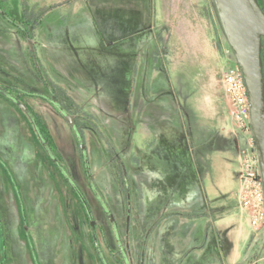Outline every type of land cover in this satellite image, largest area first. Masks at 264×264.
Listing matches in <instances>:
<instances>
[{"label": "rangeland", "instance_id": "obj_1", "mask_svg": "<svg viewBox=\"0 0 264 264\" xmlns=\"http://www.w3.org/2000/svg\"><path fill=\"white\" fill-rule=\"evenodd\" d=\"M235 65L213 0H0V264L221 261L201 213L243 219L237 198L255 151L223 87ZM145 102L178 106L183 125L175 114L143 128ZM180 145L194 211L154 193ZM211 161L207 179L198 165ZM230 172L236 199L211 205ZM248 227L244 259H264V239L250 251L264 227Z\"/></svg>", "mask_w": 264, "mask_h": 264}, {"label": "crops", "instance_id": "obj_2", "mask_svg": "<svg viewBox=\"0 0 264 264\" xmlns=\"http://www.w3.org/2000/svg\"><path fill=\"white\" fill-rule=\"evenodd\" d=\"M263 7H264V0H261ZM142 57L145 56L144 52L141 53ZM148 57V55H147ZM149 58V57H148ZM155 101H158V97L156 96L154 98ZM141 116L144 117V120L142 119V125L143 128H146L149 130V126H151V123L153 125H157V122L162 120V119H171L175 117V114H177V122H180V125L182 126L183 123L180 120V109L177 106H169V108L162 106L161 104H157L156 106H151L148 105V102H145V105L143 109L141 110ZM170 115L167 116V115ZM190 130L192 131L193 134V128L194 126L191 125L189 126ZM197 146H198V141H197ZM180 150H175L171 151L169 156H166L162 159L163 163L168 164L172 163V171H169L165 173V177H167V181L164 183H157L155 184L153 188L158 189L157 192L154 189V193L162 196L163 200L169 201L171 204H176L177 208H174V211L180 212V208L182 206L185 207V212L187 211H194L191 208L187 210L188 207V202L192 195H190V190L189 184H187V181H185V168H180L179 167V161H183L184 155H185V149L182 147V145L179 146ZM205 153L204 152H196V161L202 162L201 159L204 158ZM207 163V162H206ZM205 164V163H203ZM208 166L206 169L202 167V165H198L199 171L198 174H205L207 179L209 176L212 174V170L214 169V172L216 171V165L212 163H208ZM216 173V172H215ZM239 175V174H238ZM228 176V175H227ZM225 177L224 179H221V183L227 184L225 187H223V193L218 192L215 194V198L212 199L213 201H210L209 203L212 205L214 203H221V201H226L227 196L231 195L232 198L236 199V195L239 191V177L236 176L235 174L230 172L229 177ZM181 178L182 183L181 185H178L176 190H173L172 184L169 182L168 183V178ZM218 180L212 181V187L215 189H219L217 187ZM157 186V187H156ZM161 190L160 192H158ZM173 190V194H172ZM173 195V196H171ZM173 211V212H174ZM174 212L170 213L171 215L169 217L173 216H180V213ZM218 212V213H216ZM182 213V212H181ZM203 216H207L209 222L207 223L208 229H209V234H215L218 237V242L220 243V246L223 247L225 250L223 255V258L221 261H218L214 264H246L249 263L250 260L244 259L245 256V251L248 248L251 237L253 236L252 230L248 227L246 220L243 219H238L237 218V212L236 209L233 211L231 209H225L224 207H218V208H213L212 206L210 208H207V213H201ZM201 215H198L196 217H200ZM221 215V216H220ZM189 219L190 216L185 217V219ZM166 223V222H165ZM264 239V229L256 235L255 241L251 244L252 247H250V251L255 248L256 244H259V241ZM208 243L202 244L198 246L199 250H202V248H207ZM264 262L263 258H256L254 261H251L250 264H261Z\"/></svg>", "mask_w": 264, "mask_h": 264}, {"label": "water", "instance_id": "obj_3", "mask_svg": "<svg viewBox=\"0 0 264 264\" xmlns=\"http://www.w3.org/2000/svg\"><path fill=\"white\" fill-rule=\"evenodd\" d=\"M249 94L251 132L264 185V12L258 0H213Z\"/></svg>", "mask_w": 264, "mask_h": 264}, {"label": "built area", "instance_id": "obj_4", "mask_svg": "<svg viewBox=\"0 0 264 264\" xmlns=\"http://www.w3.org/2000/svg\"><path fill=\"white\" fill-rule=\"evenodd\" d=\"M222 81L229 107H231V119L239 130L252 133L249 94L240 67L235 65L234 68L225 70ZM252 141L256 149L254 138ZM242 172L241 190L237 198L238 207L248 225L253 230H259L264 227V185L255 151L253 156L244 163Z\"/></svg>", "mask_w": 264, "mask_h": 264}, {"label": "flooded vegetation", "instance_id": "obj_5", "mask_svg": "<svg viewBox=\"0 0 264 264\" xmlns=\"http://www.w3.org/2000/svg\"><path fill=\"white\" fill-rule=\"evenodd\" d=\"M258 1H259V4H260L263 12H264V7H263L261 0H258ZM262 53H263V66H264V52H263V50H262ZM79 201L82 203V206H84L87 218L89 219V221H91L93 218H92L91 210L89 209V205L86 203V200L83 197H81L79 199Z\"/></svg>", "mask_w": 264, "mask_h": 264}]
</instances>
